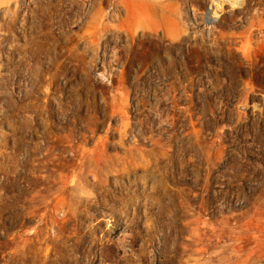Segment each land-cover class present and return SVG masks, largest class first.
<instances>
[{"label": "rangeland", "instance_id": "rangeland-1", "mask_svg": "<svg viewBox=\"0 0 264 264\" xmlns=\"http://www.w3.org/2000/svg\"><path fill=\"white\" fill-rule=\"evenodd\" d=\"M214 1L0 0V264H264V0Z\"/></svg>", "mask_w": 264, "mask_h": 264}, {"label": "bare ground", "instance_id": "bare-ground-1", "mask_svg": "<svg viewBox=\"0 0 264 264\" xmlns=\"http://www.w3.org/2000/svg\"><path fill=\"white\" fill-rule=\"evenodd\" d=\"M225 1L220 0V2L217 5L215 4L216 6L213 7V11L210 13L212 18L217 19V18L221 17V15H222L221 12H223L224 6L230 5L229 1H227V2H225ZM237 1L235 2V0L234 1L231 0L232 6H237L238 5V7H239V3ZM223 4H224V6H223ZM232 6H230V7H232Z\"/></svg>", "mask_w": 264, "mask_h": 264}]
</instances>
